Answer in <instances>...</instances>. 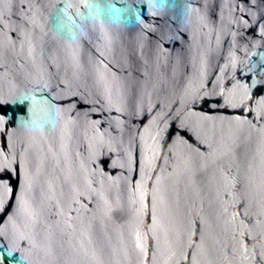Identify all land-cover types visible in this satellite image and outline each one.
I'll list each match as a JSON object with an SVG mask.
<instances>
[{
  "label": "water",
  "instance_id": "1",
  "mask_svg": "<svg viewBox=\"0 0 264 264\" xmlns=\"http://www.w3.org/2000/svg\"><path fill=\"white\" fill-rule=\"evenodd\" d=\"M0 264H264V0H0Z\"/></svg>",
  "mask_w": 264,
  "mask_h": 264
}]
</instances>
